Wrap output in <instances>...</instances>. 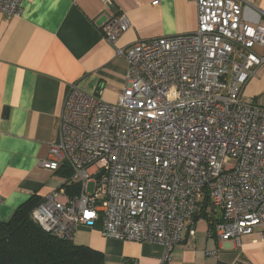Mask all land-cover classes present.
<instances>
[{"label":"built area","instance_id":"built-area-1","mask_svg":"<svg viewBox=\"0 0 264 264\" xmlns=\"http://www.w3.org/2000/svg\"><path fill=\"white\" fill-rule=\"evenodd\" d=\"M23 1L0 0V12L19 16ZM196 5L194 33L118 50L129 67L116 104L77 86L68 91L40 166H68L67 181L80 189L69 198L61 187L33 210L45 232L73 243L80 226L97 229L158 245L168 264L184 233L194 237L207 203L210 237L239 242L261 228L264 239V107L242 94L264 66V26L244 21L240 0ZM130 26L121 14L101 30L114 47Z\"/></svg>","mask_w":264,"mask_h":264},{"label":"crops","instance_id":"crops-1","mask_svg":"<svg viewBox=\"0 0 264 264\" xmlns=\"http://www.w3.org/2000/svg\"><path fill=\"white\" fill-rule=\"evenodd\" d=\"M240 1L244 21L264 26V0ZM121 14L131 26L113 47L101 29ZM197 28L196 0H24L19 16L0 12V220L8 221L32 195L45 198L66 182L40 163L58 137L71 87L114 105L129 67L118 50ZM242 94L264 107V66ZM206 222L197 221L194 237L184 233L168 264H264L261 228L239 242L220 241L209 236ZM74 244L103 253L105 264H161L164 254L158 245L105 238L84 226L76 230Z\"/></svg>","mask_w":264,"mask_h":264},{"label":"trees","instance_id":"trees-1","mask_svg":"<svg viewBox=\"0 0 264 264\" xmlns=\"http://www.w3.org/2000/svg\"><path fill=\"white\" fill-rule=\"evenodd\" d=\"M57 174L66 179L62 188L67 196L75 197L80 185L67 181L72 176L71 169L64 165ZM42 201L43 198L32 195L8 221L0 220V264H105L103 253L74 242H64L41 229L33 221L32 212ZM207 206L206 203L200 216L195 218L196 222L201 218L207 220Z\"/></svg>","mask_w":264,"mask_h":264},{"label":"rangeland","instance_id":"rangeland-1","mask_svg":"<svg viewBox=\"0 0 264 264\" xmlns=\"http://www.w3.org/2000/svg\"><path fill=\"white\" fill-rule=\"evenodd\" d=\"M92 190H93V185L90 186V191H92ZM199 221L201 222V225H204L205 223H207L206 220L203 219V218L199 219ZM199 232H201L202 234L205 233L204 230H203V228L202 229H199ZM195 234H196V229H195Z\"/></svg>","mask_w":264,"mask_h":264},{"label":"water","instance_id":"water-1","mask_svg":"<svg viewBox=\"0 0 264 264\" xmlns=\"http://www.w3.org/2000/svg\"><path fill=\"white\" fill-rule=\"evenodd\" d=\"M103 174H104V171H102V173L98 175V178H101Z\"/></svg>","mask_w":264,"mask_h":264}]
</instances>
